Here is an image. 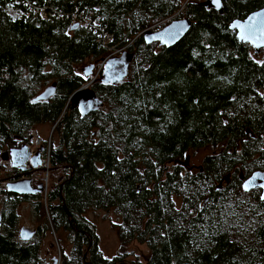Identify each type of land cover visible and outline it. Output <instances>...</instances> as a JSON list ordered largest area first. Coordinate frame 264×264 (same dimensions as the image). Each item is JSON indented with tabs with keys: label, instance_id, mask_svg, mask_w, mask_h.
Masks as SVG:
<instances>
[{
	"label": "trees",
	"instance_id": "1",
	"mask_svg": "<svg viewBox=\"0 0 264 264\" xmlns=\"http://www.w3.org/2000/svg\"><path fill=\"white\" fill-rule=\"evenodd\" d=\"M25 1L45 9L46 18L19 0H0V175L8 165L2 154L21 146L16 137L28 141L46 125L56 137L43 145L48 171L60 176L44 199L0 190L7 208L0 264H35L41 227L55 249L60 242L56 264H264V200L259 190L244 192L239 178L264 171V50L252 57V47L228 29L264 0H222L221 15L199 0ZM86 18L100 24L114 50L133 55L122 83L90 85L102 106L87 114L73 94L93 75L76 67L98 65L108 51ZM184 18L192 27L174 46L143 40L144 31ZM53 84L54 95L33 101ZM186 157L200 162L185 166ZM4 177L0 187L28 179L20 168ZM22 202H30L39 231L33 246L18 236L14 211ZM90 210L119 219L120 252L111 259L97 250L83 218ZM132 243L145 248L140 262L128 261Z\"/></svg>",
	"mask_w": 264,
	"mask_h": 264
},
{
	"label": "water",
	"instance_id": "2",
	"mask_svg": "<svg viewBox=\"0 0 264 264\" xmlns=\"http://www.w3.org/2000/svg\"><path fill=\"white\" fill-rule=\"evenodd\" d=\"M203 7L207 9H213L218 14H222L224 7L222 0H205L201 3ZM192 27V21L184 18L179 20H174L164 26L161 29L151 30L148 29L144 31L141 35L146 44H152L158 42L160 46L166 48L172 47L181 41L185 35L189 32ZM228 29L235 32L237 42L239 44H248L253 47V52L255 55H258L262 50H264V7L259 8L251 12L244 19H236L229 23ZM133 55H128L127 53H122L120 58H115L111 60L105 68V82L116 84L121 81L127 75V69L130 61L132 60ZM113 64H116L118 67L114 70L112 67ZM93 65H90L88 69L84 70V75L89 77L91 75V70ZM91 82L77 90L74 94L76 96H83L82 99H78V104L82 101H85V110L84 113L95 111L102 106V103L96 99V96L93 90L90 88ZM88 86V87H87ZM55 85L47 87L42 93H40L34 102L40 100H47L50 96L54 95ZM80 102V103H79ZM36 153L35 157L29 158L30 154L27 152L26 146H21L18 149L5 152L1 156V160L8 162L10 161L12 167H22L28 162L31 164V167L37 168L41 163L40 152ZM188 158L186 157L184 165L187 166ZM16 178V177H15ZM240 180L242 181V189L244 192L248 193L255 189H260L261 197L264 196V171H255L247 179L240 174ZM30 179H21V180H12L6 184V189L8 192L15 193L17 195H35L40 194L43 191V186L39 185L37 187L31 186ZM33 231L29 228H21L19 230L18 236L22 241H29L33 237ZM56 264V262H54Z\"/></svg>",
	"mask_w": 264,
	"mask_h": 264
},
{
	"label": "rangeland",
	"instance_id": "3",
	"mask_svg": "<svg viewBox=\"0 0 264 264\" xmlns=\"http://www.w3.org/2000/svg\"><path fill=\"white\" fill-rule=\"evenodd\" d=\"M204 1L205 0H199L200 3ZM8 14L11 15L13 19H16V20L23 19V15L21 11L8 10ZM253 50L254 49L252 47L251 49L252 57L260 58L261 52L258 55H255ZM122 53H125V51H123ZM93 63L94 62H90V61L83 62L82 64L76 67V71L80 73L81 69L83 68L88 69L90 65H92ZM37 136L40 139V141L43 140L44 142H51V141H54V139L56 138V137L54 138L50 127L46 125H40L37 127L34 133V136L32 137L35 138ZM44 142H41V144H43ZM50 152H51V148H50ZM187 158H188V163L193 164V165H198L200 162V158L194 157L192 158L191 162H190V157H187ZM43 161H44V157L43 158L41 157L42 165H43ZM36 174H38V176L36 177L40 178L41 181L43 182L45 181V178H47L48 183L50 182V184H55L57 182V178L60 176L57 174V171L52 170L51 168H50V171H48L47 169H44V171L38 170ZM4 175L5 174L2 172V176L0 175V181H2L5 178ZM16 178L18 177L16 176ZM41 194H42V198L44 199L46 196V194L44 193V188ZM31 207L32 206L30 205V202H22L19 206L16 207L14 213L16 217L19 219L20 228L21 227H27V228L35 227L34 218L32 217L33 214H32ZM5 210H7L6 206H2V202H0L1 214ZM83 218L90 223L91 227H93L92 230L94 234H96V237H97V244H96L97 247L96 248L100 252V254L103 256V258L111 259L114 256H116L117 253L120 252V244L118 242L117 234H116V231L113 229V226L116 225L119 220L117 216L111 211L106 213L104 211L90 210L83 214ZM55 240L51 236L45 239L43 252L48 247L49 243L50 242L55 243ZM65 243L67 244V246L64 247L65 249L64 253L66 254L69 251L68 245H70L68 238L65 239ZM59 244L60 242L57 243V247L56 249L54 248L53 254H52L53 257L55 256L57 259L59 257V254H61L60 250L58 249ZM130 252L132 253L133 257H129L128 261H131V262L135 260L140 262V258L146 255L145 248L136 243H132L129 246H127L126 253H130ZM66 255H69V254L67 253ZM125 264H129V262Z\"/></svg>",
	"mask_w": 264,
	"mask_h": 264
},
{
	"label": "built area",
	"instance_id": "4",
	"mask_svg": "<svg viewBox=\"0 0 264 264\" xmlns=\"http://www.w3.org/2000/svg\"><path fill=\"white\" fill-rule=\"evenodd\" d=\"M23 3V5L27 8H30L31 11H34L36 14H38V16L41 19H45L46 18V10L43 8H37L35 6H33L31 3H29L28 1L24 0H19ZM62 16V15H60ZM82 19V18H80ZM85 23L86 26H89V30L92 32L93 35H95L97 37V41L99 42V44L101 45V47H103L104 49H106L108 51V53H106L105 57L99 62L98 65H96L95 71L93 73V77H91V82L94 81V79L100 74V72L103 70V68L107 65V63L109 62L110 59L112 58H116L121 56L122 52L124 51V48L118 49V50H114V46L110 45V41L111 38L109 37V35H107V33L104 31L103 28H101L100 24H96V25H92L89 21V18L85 19ZM41 141L38 138H33L30 142V146H29V151L34 154L37 150V148L40 146ZM48 152H49V148L47 146L46 149V156H45V162L43 163V168L48 170ZM8 165H4L3 167V173L6 174H11L12 171L14 170L13 167L11 166L10 162L7 163ZM1 166V164H0ZM32 180V179H31ZM33 181H35L34 183L36 184H40L43 186L44 188V193H47L48 190V180L47 178H45V181H41L40 178L35 177L33 178ZM6 182L4 181L0 187V190H3L6 188Z\"/></svg>",
	"mask_w": 264,
	"mask_h": 264
},
{
	"label": "flooded vegetation",
	"instance_id": "5",
	"mask_svg": "<svg viewBox=\"0 0 264 264\" xmlns=\"http://www.w3.org/2000/svg\"><path fill=\"white\" fill-rule=\"evenodd\" d=\"M125 51V50H124ZM125 53H128V51H125ZM128 55H132V53L130 54V53H128ZM121 56H119L118 58H120ZM93 65V69L91 70V74H93L94 73V71H95V68H96V65L97 64H95V63H93L92 64ZM127 74H128V69H127ZM100 75V74H99ZM97 76L95 79H94V81L92 82V84L96 81V80H98L100 83H103V84H106V83H109V82H105L104 80H105V78L104 77H100V76ZM128 75H126L121 81H119V82H117L116 84H113L114 86H117L118 84H120V83H122L125 79H126V77H127ZM89 80H90V78H88ZM109 84H112V83H109ZM93 90V89H92ZM93 92H94V90H93ZM95 94V93H94ZM96 95V94H95ZM80 99H82L83 100V98H80ZM96 99L97 100H99L98 98H97V96H96ZM80 103V102H79ZM80 106L81 107H83V109L85 110L86 108H85V101H82L81 103H80ZM36 129H37V127H36ZM36 129H34V130H32V133L30 134V136H29V139H28V141L26 140V137L25 136H21V135H19V136H17L16 138L17 139H15V142L16 143H20V145L21 146H26L27 147V152L30 154V156H29V158H33V157H35V155H36V153L37 152H39V150L40 149H42V151L40 152V159H41V154H43V152H44V156L43 157H45L46 156V149H47V146H43L44 144H45V142L43 141V140H41V142H44L43 144H40V146L37 148V150H36V152L34 153V154H32L30 151H29V146H30V142H31V140L33 139V137L32 136H34V134H33V132L35 133V131H36ZM36 138H38V136L36 137ZM39 139V138H38ZM20 146V147H21ZM9 151H11V150H15V149H18V148H16V144H10L9 146ZM19 147V148H20ZM5 153V152H4ZM10 161H8L7 163H9ZM10 164H11V162H10ZM30 163L28 162L27 164H24L22 167H17V168H20L21 170H22V174L23 175H28V178H31L30 176H38V174H36L37 172H38V170H40L41 171V169H42V165H41V163H40V165H38V168H36V169H34V170H32V169H30ZM11 166H12V164H11ZM13 169H15L14 167H13ZM44 169V168H43ZM258 171H261V170H258ZM242 174V173H241ZM243 175V174H242ZM251 175V174H250ZM244 176V175H243ZM229 177V176H228ZM249 176H244V178L245 179H247ZM240 178V177H239ZM31 179H33V178H31ZM241 181V180H240ZM227 183H228V181H227ZM241 183H242V181H241ZM40 184H36L35 185V187H37V186H39ZM241 186H242V184H241ZM255 190H259V195L261 194V191H260V189H255ZM249 193V192H248ZM41 194V193H40ZM0 214H1V212H0ZM76 223H77V220H76ZM68 228H71L72 226H67ZM21 228H23V227H21ZM21 228H19V230L21 229ZM25 228H27V227H25ZM42 228V230L44 231V234H45V239H47L48 237H49V233H48V231H46L45 230V228H43V227H41ZM30 230H32L33 231V237H32V239L33 238H37V234H38V236H39V231H37L36 230V228L35 227H33V228H29ZM75 230V229H74ZM81 235H83V236H85V232H83V231H81ZM32 239H30L29 241H22V242H28V243H30V245H34L35 243H34V241H31ZM45 239L43 240V245H42V243H41V245H40V251H39V253H38V255H37V259L35 260V264H49V262L50 261H52L53 263L52 264H54V260H55V256L53 257V250H54V243H52V242H50L49 243V245H48V247L44 250V252H43V248H44V242H45ZM70 248V247H69Z\"/></svg>",
	"mask_w": 264,
	"mask_h": 264
},
{
	"label": "clouds",
	"instance_id": "6",
	"mask_svg": "<svg viewBox=\"0 0 264 264\" xmlns=\"http://www.w3.org/2000/svg\"><path fill=\"white\" fill-rule=\"evenodd\" d=\"M90 82H91V79L89 80ZM87 84H89V82L87 83ZM86 84V85H87ZM91 84H92V82H91ZM88 87V86H87ZM45 162V157H44V161H43V163ZM21 179H24V178H21ZM21 179H19V180H21ZM28 179H30L31 180V178H28ZM8 181V180H7ZM12 180H10V182H11ZM31 182H34L33 181V179L31 180ZM33 187V186H32ZM35 187V186H34ZM5 190L7 191V189L5 188ZM4 189L3 190H1V191H5Z\"/></svg>",
	"mask_w": 264,
	"mask_h": 264
},
{
	"label": "snow or ice",
	"instance_id": "7",
	"mask_svg": "<svg viewBox=\"0 0 264 264\" xmlns=\"http://www.w3.org/2000/svg\"><path fill=\"white\" fill-rule=\"evenodd\" d=\"M217 4H218V0H217ZM261 187H264V185H261ZM261 198L264 199V196H262Z\"/></svg>",
	"mask_w": 264,
	"mask_h": 264
},
{
	"label": "bare ground",
	"instance_id": "8",
	"mask_svg": "<svg viewBox=\"0 0 264 264\" xmlns=\"http://www.w3.org/2000/svg\"><path fill=\"white\" fill-rule=\"evenodd\" d=\"M81 98H83V96H80ZM84 99V98H83Z\"/></svg>",
	"mask_w": 264,
	"mask_h": 264
}]
</instances>
